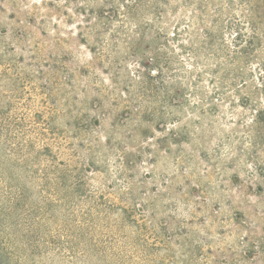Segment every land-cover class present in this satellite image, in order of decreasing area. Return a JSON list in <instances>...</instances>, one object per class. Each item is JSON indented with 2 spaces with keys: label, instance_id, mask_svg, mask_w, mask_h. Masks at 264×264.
<instances>
[{
  "label": "rangeland",
  "instance_id": "374dc122",
  "mask_svg": "<svg viewBox=\"0 0 264 264\" xmlns=\"http://www.w3.org/2000/svg\"><path fill=\"white\" fill-rule=\"evenodd\" d=\"M145 2L0 0V264H264V0ZM240 22L261 42L216 95L187 39L231 55ZM156 67L169 98L139 109L124 90Z\"/></svg>",
  "mask_w": 264,
  "mask_h": 264
},
{
  "label": "trees",
  "instance_id": "16d2710c",
  "mask_svg": "<svg viewBox=\"0 0 264 264\" xmlns=\"http://www.w3.org/2000/svg\"><path fill=\"white\" fill-rule=\"evenodd\" d=\"M83 2L87 1V0H82ZM124 1V5L122 6V8L124 9V17L126 19L129 20H137L136 19V11L139 10L142 13L147 12V6H146V0H122ZM111 3V2H110ZM129 3V4H127ZM109 8L112 9V12L114 14V17H119V9L116 8L113 4H109ZM77 9V8H76ZM79 10V8H78ZM199 10V8L197 9ZM83 14V12H81ZM103 13V12H102ZM102 13L99 15V17L101 19H107L105 18ZM190 17V16H189ZM188 23H190V20L188 21ZM219 21L217 20L215 22V26L219 25L218 24ZM244 25V24H243ZM243 25L242 23H238L236 24V30H235V34L233 37V43H234V48L237 50H233L232 54H229V49L226 45V43L224 42L223 38L220 37L219 35H215L213 34L211 31L208 30H203V36H202V40L198 41V43H194L192 41H190V39H187V43H188V47L185 48V50L188 51L187 55L189 57V60L191 61L190 65L191 68L196 71V80L200 81V79L202 78L203 74L204 75H211V78H209V80H207L209 82V84H214L216 85V95H224V88H226L225 86V80H226V76L227 74H229V76H231L233 79H243V75L244 73H240V71H236L235 69V65H236V61L237 60H241L242 62H246L249 61L252 52H253V48L255 47L254 45V41H256L257 43L261 42L258 39V34L256 32L257 28H256V23L253 24L251 31L252 34L248 35V37H246L245 34H243L242 29H243ZM187 28L189 26H186ZM150 29L146 28L144 29V35H147V30ZM115 32H118V30H114ZM177 35V33L173 32L172 36L175 37ZM263 38H264V31L262 34ZM244 43V45L242 46V44ZM90 53L92 54V52L90 51ZM226 56L227 57V61H228V66L229 68L226 69L225 71L222 70V65L219 63H215L214 67H211V64H208V60L213 59H217L219 58V56ZM200 56H203L205 58V63L202 62V60L200 59ZM165 61V67L167 68V70H169V77L170 78H177L179 76V74L182 73V69L181 66L179 64H177L176 58L171 56V57H166L163 58ZM138 65V64H137ZM173 66H176V68H173ZM186 68V67H185ZM195 68V69H194ZM198 68V70H197ZM207 68H210L209 70H207ZM191 70V69H189ZM207 70V71H206ZM186 74V73H185ZM209 74V75H208ZM132 75V74H131ZM156 75H157V79H154L153 75H143L140 71H137V81L133 84V85H127V89L124 90V94L126 93L127 97L129 98V100L135 102L137 105H139L137 108L140 109V103L142 101V99L144 98H154L157 96V94L159 93V90H162V92H164V95L167 96V99L169 98V88L167 87L166 83L163 81V77H164V71L160 70V68L156 67ZM134 76V75H132ZM168 77V78H169ZM172 88V87H171ZM218 90H221L218 92ZM197 97H200V95H196ZM198 101H201L200 98H197ZM169 102H171V99L168 100ZM247 101V100H246ZM166 103L167 100H166ZM181 104H183L184 102H180ZM216 107L213 106L211 107V111L212 113L215 111L216 112ZM124 113L126 115L130 114V110L128 108L125 109ZM150 117L157 119V121L160 123L161 121H164V119H168V118H164L163 113L159 112L157 114H155L154 112L150 115ZM172 119V118H170ZM256 120L258 121H264V115L262 112L258 113L256 116ZM253 121V120H251ZM257 122V121H256ZM163 123V122H161ZM160 126H162L161 124H159ZM160 131V130H159ZM173 141H175V139H172ZM152 161V159H151ZM264 172L260 171L258 173V175H263Z\"/></svg>",
  "mask_w": 264,
  "mask_h": 264
}]
</instances>
